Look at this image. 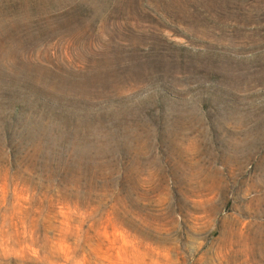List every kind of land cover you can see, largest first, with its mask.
Here are the masks:
<instances>
[{
    "label": "rangeland",
    "instance_id": "1",
    "mask_svg": "<svg viewBox=\"0 0 264 264\" xmlns=\"http://www.w3.org/2000/svg\"><path fill=\"white\" fill-rule=\"evenodd\" d=\"M0 264H264V0H0Z\"/></svg>",
    "mask_w": 264,
    "mask_h": 264
}]
</instances>
